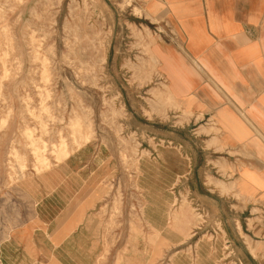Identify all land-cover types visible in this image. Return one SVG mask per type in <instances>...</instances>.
Returning a JSON list of instances; mask_svg holds the SVG:
<instances>
[{
    "label": "crops",
    "instance_id": "0c3cea01",
    "mask_svg": "<svg viewBox=\"0 0 264 264\" xmlns=\"http://www.w3.org/2000/svg\"><path fill=\"white\" fill-rule=\"evenodd\" d=\"M133 1L156 29L151 53L185 120L142 139L148 222L171 244L196 243L191 252L181 246L171 264H228L227 244L246 264V256L264 264V0ZM107 149L87 143L0 196V264L107 256L99 207L103 184L118 176ZM181 193L193 195L200 214L191 230L186 219L167 218ZM131 252L116 264H158L155 251L143 263Z\"/></svg>",
    "mask_w": 264,
    "mask_h": 264
},
{
    "label": "rangeland",
    "instance_id": "374dc122",
    "mask_svg": "<svg viewBox=\"0 0 264 264\" xmlns=\"http://www.w3.org/2000/svg\"><path fill=\"white\" fill-rule=\"evenodd\" d=\"M141 14L133 0H0V196L87 143L107 146L102 154L113 155L118 176L103 184L99 215L108 254L97 264H116L131 251L141 263L155 251L158 264H171L181 246L195 250L193 242L163 240L164 229L147 219L142 139L185 120L151 53L156 29ZM193 198L179 195L171 223L186 219L188 230L197 227ZM225 250L228 264H246L232 246Z\"/></svg>",
    "mask_w": 264,
    "mask_h": 264
}]
</instances>
